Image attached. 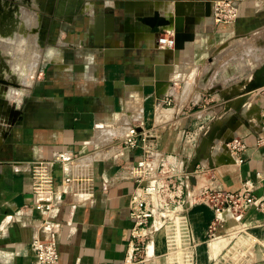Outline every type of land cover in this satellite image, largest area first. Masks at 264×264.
Listing matches in <instances>:
<instances>
[{"label": "crops", "instance_id": "crops-1", "mask_svg": "<svg viewBox=\"0 0 264 264\" xmlns=\"http://www.w3.org/2000/svg\"><path fill=\"white\" fill-rule=\"evenodd\" d=\"M199 1L218 0H104L61 15L60 4L52 1L44 0V8L34 5L43 51L57 54L40 64L25 95L33 97L18 108V118L0 129V264H37L32 227L46 213L35 208L29 165L62 152L92 160L93 186L87 198L65 194L68 165H57L61 202L53 221L61 264L124 263L134 224L129 202L136 184L130 171L143 155V144L163 159L167 171L188 172L210 128L227 125L223 140L208 150L214 167L205 161L207 166L189 178L190 188L238 191L253 183L255 196L264 198V88L251 93L237 113L245 87L232 84L234 77L251 78L264 65L251 63L249 72L232 74L241 49L261 53L253 35L264 28V0H233L240 15L231 25L201 17L206 7L196 9ZM156 14L157 23H165L158 34L146 21ZM178 31L193 38L179 49L159 44L160 37ZM166 97L174 99L173 106H163ZM124 121L142 132L137 149L125 147L115 134L118 128L123 132ZM231 137L246 143L240 158L225 149L224 140ZM213 221L206 205L192 206L154 235L157 258L147 264L175 259L264 264V209L247 212L236 239H211Z\"/></svg>", "mask_w": 264, "mask_h": 264}, {"label": "built area", "instance_id": "built-area-1", "mask_svg": "<svg viewBox=\"0 0 264 264\" xmlns=\"http://www.w3.org/2000/svg\"><path fill=\"white\" fill-rule=\"evenodd\" d=\"M239 15V8L233 0L213 2L212 17L215 23L231 25L239 19ZM159 44L167 49H174L175 35L160 37ZM173 104L174 99L171 97L163 100L164 107L168 108ZM124 122L122 125L124 127H121L123 132H119L118 128L114 130L115 134L121 138L125 147L131 150L137 149L142 143V132L132 121ZM116 135H113V138ZM245 149L246 143L241 137H234L226 145V150L239 158ZM239 163H243V159H239ZM58 164L68 165V174L63 180L65 194L73 193L80 198H87L92 192V160L89 158L62 152L51 160L30 163L32 191L36 196L35 208L46 213V218L32 227L34 237L31 246L37 264H61L53 221L61 202L56 200V195L59 193L56 187ZM206 166V162L203 161L196 165L193 171L181 173L167 171L163 159L155 158L151 147L143 144V155L130 171L131 178L136 184L129 202V216L134 224L123 264H147L154 261L157 258L153 250L154 235L169 223L179 219L196 204H204L214 213V221L210 228L211 239L218 234L223 225L229 223L228 216L235 220H243L252 208L264 209V198L255 196L253 183L244 184L238 191H229L221 186L191 189L189 178ZM242 232L243 229L233 239ZM223 235L232 237L229 228L228 231L223 232ZM172 264L183 263L175 259Z\"/></svg>", "mask_w": 264, "mask_h": 264}, {"label": "rangeland", "instance_id": "rangeland-1", "mask_svg": "<svg viewBox=\"0 0 264 264\" xmlns=\"http://www.w3.org/2000/svg\"><path fill=\"white\" fill-rule=\"evenodd\" d=\"M43 1L21 0L17 3L19 5L17 7L6 6L4 2H0V39L3 41L0 40V75L20 85L19 87H14L0 84V129L6 126L8 121H11L9 108L18 109L22 104L27 103L30 97H33L32 95L29 97L25 95L30 94L32 90L33 83L37 79L36 74L40 64L46 61L49 56L52 57L57 54L55 50L49 52L47 55L43 51L44 45L42 43L44 41V33L40 35V31L42 30L41 17L37 15L39 9L35 8V6L44 8ZM48 1H52L54 6L60 4L58 14L61 15L73 10L81 11L83 6L91 7L93 5L94 7H98L102 4L100 2L104 0ZM47 18L45 15L43 19L45 23L48 21ZM60 22L61 20H59L57 27H61ZM253 36L257 43L260 40L259 48L261 49V53H257L255 47L241 49L236 55V61H233L235 63L232 73L233 76L237 74L239 76L242 73L249 72L251 63L257 66L264 62V28L255 32ZM238 42L242 43L241 40H238ZM233 80L232 84H238L240 82L237 86L245 87L250 77L245 79L234 77Z\"/></svg>", "mask_w": 264, "mask_h": 264}, {"label": "water", "instance_id": "water-1", "mask_svg": "<svg viewBox=\"0 0 264 264\" xmlns=\"http://www.w3.org/2000/svg\"><path fill=\"white\" fill-rule=\"evenodd\" d=\"M19 1H21V0H0V2H4V4L6 6H13V7L19 6V5H17V3ZM203 4L205 5L206 10L204 13H201V17H211L212 11H213V2H211V1H206V2L199 1L195 5L196 9L199 8V6H201ZM157 18H159V16L156 14V17H153L151 19L146 20L154 28L155 34L160 33L161 30H160L159 26H162L165 24V23L164 24L157 23ZM162 21H164V20H162ZM186 38H193V34L185 33V32H179V31L177 33H175V40H176L175 48L179 49L182 45V42ZM0 84L5 85V86L11 85L14 87L20 86L19 83H16L14 81H10L9 79H6V77H3V75H0ZM262 88H264V65H262V66H260L254 70V72L252 73V77L246 83L245 92L240 93L239 97H237L239 99L236 102L237 103L236 112L240 113L242 111L243 107L245 106V104L250 99L251 93H253L257 90H260ZM228 108L231 109V107H228ZM20 114H21L20 109H10L9 108V115H10L11 119H17ZM228 129H229V127L227 125H224L222 127H220L218 125H216V126L214 125L210 128V131H208V133L202 139L197 161L195 162L191 171H193L195 169L196 165L199 162H201L202 160L207 161L212 168L214 167L212 157L210 156L208 150L214 144V142L216 140H223V135L225 134V132ZM233 138L234 137H231V138L224 140V144L227 145L228 143H230L233 140Z\"/></svg>", "mask_w": 264, "mask_h": 264}, {"label": "bare ground", "instance_id": "bare-ground-1", "mask_svg": "<svg viewBox=\"0 0 264 264\" xmlns=\"http://www.w3.org/2000/svg\"><path fill=\"white\" fill-rule=\"evenodd\" d=\"M89 2V1H88ZM159 5V4H158ZM25 13H26V11H25ZM27 14V13H26ZM40 21V20H39ZM37 26V25H36ZM253 39V38H252ZM262 39V38H261ZM1 41H2V39H0ZM35 40V39H34ZM0 41V42H1ZM3 42V41H2ZM246 43V42H245ZM4 45V44H3ZM2 48V47H1ZM4 50V49H3ZM2 50V51H3ZM256 53V52H255ZM39 54V53H38ZM253 55H256V54H254V53H252ZM249 55H251L250 53H249ZM257 56V55H256ZM256 56H255V58H256ZM40 57V56H39ZM253 57V56H252ZM252 57H250V58H252ZM9 58V57H8ZM18 58V57H17ZM262 60V59H261ZM10 61V60H9ZM252 61H254V60H252ZM255 61H256V59H255ZM264 61V60H263ZM262 61V62H263ZM261 63V62H260ZM262 64V63H261ZM15 65V64H14ZM37 65V64H36ZM38 67V66H37ZM36 74V73H35ZM3 89V88H2ZM225 149H226V145H225ZM228 218H229V223L227 224V225H223L222 226V228L219 230V232H218V234H216L215 236H213L214 238H216V239H220V238H229V237H225V235H223V232H225V231H228V228H229V230L231 231V233H232V237H230V238H234L235 236H237L238 234V232L239 231H241L242 230V227L240 226L241 225V222H242V220H235V219H232V218H230V216H228Z\"/></svg>", "mask_w": 264, "mask_h": 264}]
</instances>
